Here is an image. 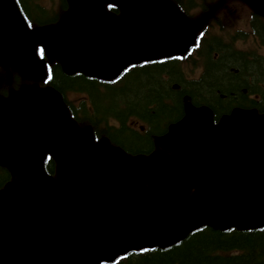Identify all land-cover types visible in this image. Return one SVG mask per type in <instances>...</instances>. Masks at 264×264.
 <instances>
[{
  "label": "water",
  "instance_id": "1",
  "mask_svg": "<svg viewBox=\"0 0 264 264\" xmlns=\"http://www.w3.org/2000/svg\"><path fill=\"white\" fill-rule=\"evenodd\" d=\"M69 1L73 11L35 30L68 73L112 78L134 60L183 49L194 31L169 0H115L123 17L100 12L105 0ZM245 1L264 16V0ZM0 63L27 79L46 75L14 0H0ZM90 137L51 86L0 99V165L14 172L0 189V264H97L170 246L202 225H264V114L236 109L214 127L207 108L187 105L148 156L109 152Z\"/></svg>",
  "mask_w": 264,
  "mask_h": 264
},
{
  "label": "trees",
  "instance_id": "2",
  "mask_svg": "<svg viewBox=\"0 0 264 264\" xmlns=\"http://www.w3.org/2000/svg\"><path fill=\"white\" fill-rule=\"evenodd\" d=\"M16 1L31 28L55 23L73 7L68 0ZM173 1L181 10L188 8L185 3L192 0ZM211 1L215 0H202V10H207ZM100 9L121 13L114 0L103 2ZM36 49L43 55L40 46ZM240 57L239 53L220 55L208 63L206 73L199 80L184 82L178 71L171 72L178 65L171 67L168 63L133 64L117 78L103 80L80 72L67 74L56 57H46L48 76L38 84L56 88L72 117L78 124H90L96 136H106L111 143L132 154L148 153L153 148V137L164 133L183 113L184 95L196 105L210 106L215 119L235 103L252 104L242 88L248 92L254 88L250 82L262 77L261 67L257 62L243 61ZM25 81L14 70L0 65V95L18 89ZM174 83L180 88L174 89ZM74 93L85 94L88 102L84 98L78 103L69 100L68 96ZM132 118L145 124L146 130L140 132L128 126ZM55 166V160L47 155L45 171L54 175ZM11 178L12 171L0 165V188ZM100 264H264V226L252 230H221L206 225L169 247L130 250L111 262L101 261Z\"/></svg>",
  "mask_w": 264,
  "mask_h": 264
},
{
  "label": "flooded vegetation",
  "instance_id": "3",
  "mask_svg": "<svg viewBox=\"0 0 264 264\" xmlns=\"http://www.w3.org/2000/svg\"><path fill=\"white\" fill-rule=\"evenodd\" d=\"M221 6L212 10L210 13L200 16L190 17L198 25L197 41L181 59H168L166 62L178 65L171 72L178 71L181 80L196 81L205 73L208 63L215 61L220 55L232 56L240 54L241 59L247 62H257L262 71V77L250 84L254 87L249 92L242 88L246 94V99L251 100L252 104L235 103L232 108L256 109L264 112L262 104L264 102V19H259L250 11L242 7H228L227 3L219 1ZM176 61L177 63H173ZM157 64V62L153 63ZM170 67V68H171ZM236 72V69L234 70ZM167 75V74H166ZM183 84V83H181ZM172 86L179 89V84ZM183 113L177 118H181ZM176 119V120H177Z\"/></svg>",
  "mask_w": 264,
  "mask_h": 264
},
{
  "label": "rangeland",
  "instance_id": "4",
  "mask_svg": "<svg viewBox=\"0 0 264 264\" xmlns=\"http://www.w3.org/2000/svg\"><path fill=\"white\" fill-rule=\"evenodd\" d=\"M72 97H73V98H75V96H74V95H73ZM76 98H78V95L76 96Z\"/></svg>",
  "mask_w": 264,
  "mask_h": 264
}]
</instances>
